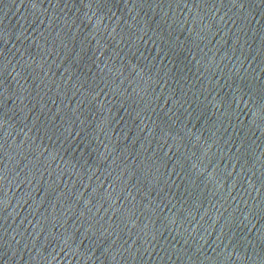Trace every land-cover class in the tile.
<instances>
[{
	"label": "water",
	"instance_id": "95a60500",
	"mask_svg": "<svg viewBox=\"0 0 264 264\" xmlns=\"http://www.w3.org/2000/svg\"><path fill=\"white\" fill-rule=\"evenodd\" d=\"M0 264H264V0H0Z\"/></svg>",
	"mask_w": 264,
	"mask_h": 264
}]
</instances>
